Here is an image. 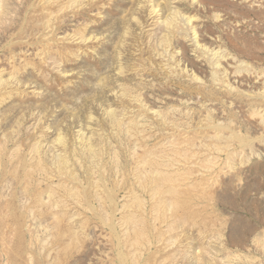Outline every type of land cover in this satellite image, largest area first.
Listing matches in <instances>:
<instances>
[{"label": "rangeland", "instance_id": "obj_1", "mask_svg": "<svg viewBox=\"0 0 264 264\" xmlns=\"http://www.w3.org/2000/svg\"><path fill=\"white\" fill-rule=\"evenodd\" d=\"M0 264H264V0H0Z\"/></svg>", "mask_w": 264, "mask_h": 264}, {"label": "bare ground", "instance_id": "obj_2", "mask_svg": "<svg viewBox=\"0 0 264 264\" xmlns=\"http://www.w3.org/2000/svg\"><path fill=\"white\" fill-rule=\"evenodd\" d=\"M175 16H176V15H175ZM177 17H178V16H177ZM179 17H180V16H179ZM179 17H178V19H179ZM182 17H183V16H182ZM182 17H181V19H182ZM186 18H187V17H186ZM169 19H172V17H171V18L169 17ZM181 19H180V20H181ZM169 21H170V20H169ZM172 21H173V20H172ZM185 21H186V20H185ZM187 21H188V23H189L191 20L188 19ZM186 23H187V22H186ZM166 24H167V23H166ZM171 24H172V22H171Z\"/></svg>", "mask_w": 264, "mask_h": 264}]
</instances>
